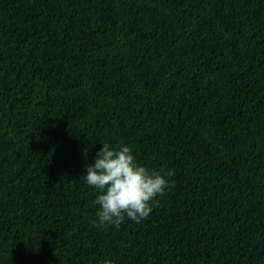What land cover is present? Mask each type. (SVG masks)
Instances as JSON below:
<instances>
[{
    "label": "trees",
    "instance_id": "trees-1",
    "mask_svg": "<svg viewBox=\"0 0 264 264\" xmlns=\"http://www.w3.org/2000/svg\"><path fill=\"white\" fill-rule=\"evenodd\" d=\"M105 143L174 172L140 223ZM105 260L264 264V0H0V264Z\"/></svg>",
    "mask_w": 264,
    "mask_h": 264
},
{
    "label": "clouds",
    "instance_id": "clouds-1",
    "mask_svg": "<svg viewBox=\"0 0 264 264\" xmlns=\"http://www.w3.org/2000/svg\"><path fill=\"white\" fill-rule=\"evenodd\" d=\"M85 171L86 175L81 179L99 193L95 200L99 206V224L117 229L126 218L135 223L147 219L156 198L174 186L169 179L174 175L172 170L150 171L137 162L128 146L117 149L102 144L94 162L87 165ZM93 223L95 225L96 221ZM103 264L113 262L105 260Z\"/></svg>",
    "mask_w": 264,
    "mask_h": 264
}]
</instances>
